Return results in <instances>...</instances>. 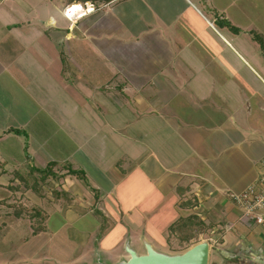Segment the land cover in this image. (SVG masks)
I'll list each match as a JSON object with an SVG mask.
<instances>
[{
    "label": "crops",
    "instance_id": "0c3cea01",
    "mask_svg": "<svg viewBox=\"0 0 264 264\" xmlns=\"http://www.w3.org/2000/svg\"><path fill=\"white\" fill-rule=\"evenodd\" d=\"M75 1L89 10L77 22L64 14L70 0L55 11L54 0L0 7V179L18 163L45 177L53 163L48 180L62 184L33 199L32 225L8 217L45 239L0 264L126 262L130 249H156L195 216L201 227L188 241L209 244V264H264V223L242 222L229 197L262 171L264 50L255 35L264 40V0ZM99 211L127 230L115 243L103 231L94 245L86 218L102 221ZM63 224H75L84 251L71 260L44 250ZM160 226L165 238L155 241L150 228Z\"/></svg>",
    "mask_w": 264,
    "mask_h": 264
},
{
    "label": "rangeland",
    "instance_id": "374dc122",
    "mask_svg": "<svg viewBox=\"0 0 264 264\" xmlns=\"http://www.w3.org/2000/svg\"><path fill=\"white\" fill-rule=\"evenodd\" d=\"M2 3H4L7 7L12 6L14 3V0H0V7L2 6ZM49 3V2H48ZM60 0H54V2H50L48 4V9L51 11H55L57 7H59ZM34 6V5H33ZM34 9H39L36 5L34 6ZM33 11V10H32ZM42 14L45 16L46 12L44 10L41 11ZM36 15V14H35ZM39 16H37V22L40 20L38 19ZM225 33V32H224ZM227 37V36H226ZM252 37L248 36L245 40L246 43L243 44H252ZM242 53L248 58L249 54L248 52L242 51ZM233 59L234 55L232 56ZM17 150V148H16ZM29 165H23L20 166V163L16 164V169H12L11 171H14L12 177L10 178H1L0 179V204H3L4 207H0V256L2 259H0V262L2 260H7L9 255H25V253H31L36 250V245H38L39 242H42V240L45 239V236H34L31 232H29V228L27 225H20L18 223L9 221L8 217H14L12 219H18L23 218L24 221L27 224L32 225V219L35 215V204L33 203L36 197H41L42 194L46 196L47 192H58V187L62 184L60 183V178H52L48 180L49 176L41 177L40 172H31L29 173ZM19 171V172H17ZM4 173H2L3 175ZM32 174V175H31ZM50 178V177H49ZM12 187L14 188L13 191L15 192L14 196L9 198V191L8 188ZM100 217L99 219H102V221H92L90 220V215L87 216V221L89 225V231L92 233L93 238L92 240L96 243L94 245H100V242L103 243V240L106 241L104 237V234L108 233V235L111 237L107 241L111 243H115V237L119 233H125L127 230L121 227L122 221H117L114 217L113 221L110 220V217H105L106 214L103 211H99ZM119 213V212H118ZM61 214V213H59ZM138 212H132V216L135 218V221L137 222L136 215H138ZM14 215V216H13ZM54 217L52 221V225H54L53 222L58 223L57 220V214L53 213ZM7 216V217H6ZM32 218V219H31ZM190 218V217H189ZM97 219V218H96ZM186 220V221H185ZM117 221V222H116ZM64 223V216L61 217V223ZM119 222V223H118ZM193 224L191 223L190 227H188V217L180 220L178 222V225L172 227L169 236L166 238L164 243L158 244L157 247H155L158 251L169 254V255H177L182 254L189 248H191L193 245L201 242L199 240H195L193 242L188 241V232H192L194 230H198L201 225L199 221L197 220V216H195L192 219ZM60 224V223H58ZM100 224V225H99ZM61 225V224H60ZM93 225H99L98 228H93ZM102 225V226H101ZM109 225V226H108ZM75 226V224H72V226H59L55 227L56 231L58 229V232L55 236L52 237V241L47 246V249L45 248V252L48 251L49 254H53L55 256H58L61 259H74L75 257H78L81 253L82 246L78 242V240L75 239V235H72V230ZM108 226V227H107ZM130 227V225H129ZM163 226L150 228V238H154L156 240H162L165 238V231L162 228ZM107 228V231L105 230ZM37 229V228H35ZM52 229V230H55ZM87 229V228H85ZM131 230V228H130ZM169 230V229H168ZM104 231V234H103ZM167 233L169 231H166ZM9 238L8 241H6L5 238ZM100 237L103 239L100 240ZM108 237V236H107ZM106 237V238H107ZM144 246V244H142ZM136 249H141L140 245L138 247H135ZM40 249V246L38 245V248ZM38 254H40V251H37ZM84 251H82L83 254ZM212 254H215V248L211 251ZM130 255V252H129ZM131 256V255H130ZM129 256V258H130ZM104 259V258H103ZM106 261V260H104ZM121 260L117 261L114 264H120ZM81 264H86L85 262L81 261ZM89 263V262H87ZM96 263V262H95ZM98 263H101L98 261ZM210 264H215L214 261H211Z\"/></svg>",
    "mask_w": 264,
    "mask_h": 264
},
{
    "label": "built area",
    "instance_id": "2783aa9c",
    "mask_svg": "<svg viewBox=\"0 0 264 264\" xmlns=\"http://www.w3.org/2000/svg\"><path fill=\"white\" fill-rule=\"evenodd\" d=\"M73 6H75L76 11L70 15H65L71 22H77L87 16L89 10L81 2H78L76 5L74 3L67 4L64 9V14ZM261 163L262 171L254 184L250 185L243 192L229 193V197L240 209V220L246 224L264 223V159Z\"/></svg>",
    "mask_w": 264,
    "mask_h": 264
},
{
    "label": "water",
    "instance_id": "95a60500",
    "mask_svg": "<svg viewBox=\"0 0 264 264\" xmlns=\"http://www.w3.org/2000/svg\"><path fill=\"white\" fill-rule=\"evenodd\" d=\"M129 252V260L120 264H209L210 246L207 242H199L177 255L160 252L151 246L142 255L132 249Z\"/></svg>",
    "mask_w": 264,
    "mask_h": 264
},
{
    "label": "trees",
    "instance_id": "16d2710c",
    "mask_svg": "<svg viewBox=\"0 0 264 264\" xmlns=\"http://www.w3.org/2000/svg\"><path fill=\"white\" fill-rule=\"evenodd\" d=\"M74 1V2H72ZM101 1H111V0H101ZM70 3H78L76 2L75 0H70ZM256 38L258 39V41L260 42L261 44V47L262 49L264 50V40L259 36V35H255ZM53 167H54V164H49L48 168L46 170H43L42 172L46 173V175H48L49 173L51 174V172H53Z\"/></svg>",
    "mask_w": 264,
    "mask_h": 264
},
{
    "label": "clouds",
    "instance_id": "9594fccd",
    "mask_svg": "<svg viewBox=\"0 0 264 264\" xmlns=\"http://www.w3.org/2000/svg\"><path fill=\"white\" fill-rule=\"evenodd\" d=\"M74 11H76L75 6L69 8V9L67 10V12L65 13V15H70V14H71L72 12H74ZM48 23H50V24H54V23H55V19L50 18L49 21H48Z\"/></svg>",
    "mask_w": 264,
    "mask_h": 264
},
{
    "label": "bare ground",
    "instance_id": "6f19581e",
    "mask_svg": "<svg viewBox=\"0 0 264 264\" xmlns=\"http://www.w3.org/2000/svg\"><path fill=\"white\" fill-rule=\"evenodd\" d=\"M75 5L78 4V3H74Z\"/></svg>",
    "mask_w": 264,
    "mask_h": 264
}]
</instances>
